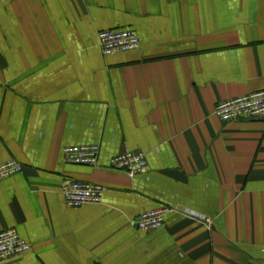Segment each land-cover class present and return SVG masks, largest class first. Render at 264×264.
<instances>
[{"label":"crops","instance_id":"1","mask_svg":"<svg viewBox=\"0 0 264 264\" xmlns=\"http://www.w3.org/2000/svg\"><path fill=\"white\" fill-rule=\"evenodd\" d=\"M116 28L139 49L103 55ZM263 90L264 0H0V165L22 167L0 182V231L31 245L6 264H264V119L213 115ZM78 145L97 168L63 161ZM134 150L146 173L108 169ZM66 178L102 203L66 207ZM160 207L164 228H135Z\"/></svg>","mask_w":264,"mask_h":264},{"label":"built area","instance_id":"2","mask_svg":"<svg viewBox=\"0 0 264 264\" xmlns=\"http://www.w3.org/2000/svg\"><path fill=\"white\" fill-rule=\"evenodd\" d=\"M98 47L103 55L136 51L140 41L135 31L116 28L97 33ZM213 115L223 123L257 121L264 119V90L237 97L217 104ZM62 159L66 164L98 167L99 146L78 145L62 149ZM108 169L121 172L130 177L146 173L148 163L146 155L139 151H126L111 158ZM22 167L15 161L0 165V182L20 175ZM60 194L66 207L79 209L85 206L99 205L103 201L104 190L101 186L66 178L62 181ZM172 211L169 207H160L145 211L134 220L135 228L141 232H150L164 228L166 217ZM183 215L195 222L209 226L211 220L189 210ZM31 248L30 243L22 239L17 230L0 231V264H6L22 258Z\"/></svg>","mask_w":264,"mask_h":264}]
</instances>
